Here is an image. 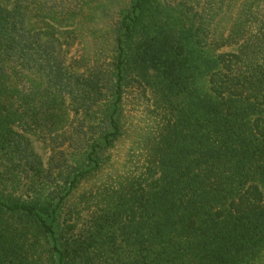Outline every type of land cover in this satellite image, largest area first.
Instances as JSON below:
<instances>
[{"label":"trees","instance_id":"obj_1","mask_svg":"<svg viewBox=\"0 0 264 264\" xmlns=\"http://www.w3.org/2000/svg\"><path fill=\"white\" fill-rule=\"evenodd\" d=\"M135 94L140 168L76 197ZM263 254L264 0H0V264Z\"/></svg>","mask_w":264,"mask_h":264},{"label":"rangeland","instance_id":"obj_2","mask_svg":"<svg viewBox=\"0 0 264 264\" xmlns=\"http://www.w3.org/2000/svg\"><path fill=\"white\" fill-rule=\"evenodd\" d=\"M86 44V39H84L83 44H74L73 47L69 48V55L78 58L82 50L85 49L84 46ZM147 104L145 98L138 97L136 94L134 98H129L127 100L125 136L117 142L115 147L109 152L108 164L102 170L94 173V176L82 182L76 193V197L89 189L102 185L110 177L126 174L127 172H134L138 167L140 168L138 161H142L140 149L143 143L142 136H144L145 133L142 129L144 128L143 124ZM38 147L40 146L38 145ZM257 264H264V254Z\"/></svg>","mask_w":264,"mask_h":264}]
</instances>
